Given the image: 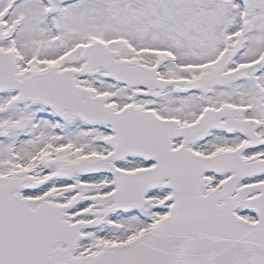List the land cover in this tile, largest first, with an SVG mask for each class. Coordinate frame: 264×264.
<instances>
[{"label":"snow or ice","instance_id":"1","mask_svg":"<svg viewBox=\"0 0 264 264\" xmlns=\"http://www.w3.org/2000/svg\"><path fill=\"white\" fill-rule=\"evenodd\" d=\"M0 264H264V0H0Z\"/></svg>","mask_w":264,"mask_h":264}]
</instances>
